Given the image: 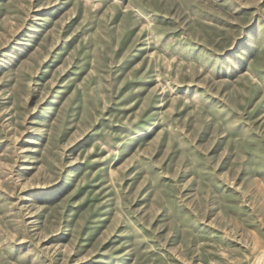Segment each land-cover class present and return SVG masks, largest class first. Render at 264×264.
Masks as SVG:
<instances>
[{"label":"rangeland","instance_id":"374dc122","mask_svg":"<svg viewBox=\"0 0 264 264\" xmlns=\"http://www.w3.org/2000/svg\"><path fill=\"white\" fill-rule=\"evenodd\" d=\"M264 0H0V264H257Z\"/></svg>","mask_w":264,"mask_h":264},{"label":"bare ground","instance_id":"6f19581e","mask_svg":"<svg viewBox=\"0 0 264 264\" xmlns=\"http://www.w3.org/2000/svg\"><path fill=\"white\" fill-rule=\"evenodd\" d=\"M262 262H264V253L259 257L257 264H261Z\"/></svg>","mask_w":264,"mask_h":264},{"label":"water","instance_id":"95a60500","mask_svg":"<svg viewBox=\"0 0 264 264\" xmlns=\"http://www.w3.org/2000/svg\"><path fill=\"white\" fill-rule=\"evenodd\" d=\"M261 264H264V262H262Z\"/></svg>","mask_w":264,"mask_h":264}]
</instances>
